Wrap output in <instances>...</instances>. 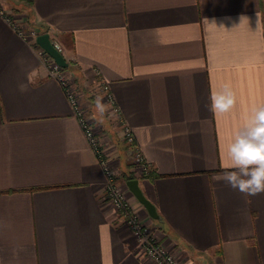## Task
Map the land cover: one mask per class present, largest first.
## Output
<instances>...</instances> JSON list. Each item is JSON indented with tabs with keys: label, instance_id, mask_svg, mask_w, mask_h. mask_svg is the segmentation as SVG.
<instances>
[{
	"label": "crops",
	"instance_id": "crops-1",
	"mask_svg": "<svg viewBox=\"0 0 264 264\" xmlns=\"http://www.w3.org/2000/svg\"><path fill=\"white\" fill-rule=\"evenodd\" d=\"M21 2L0 0V264H155L104 200L103 167L36 39L7 18L58 42L84 106L111 94L151 165L138 180L159 219L129 191L131 205L169 252L264 264V193L218 179L264 104V0ZM226 84L236 103L214 113L210 95Z\"/></svg>",
	"mask_w": 264,
	"mask_h": 264
},
{
	"label": "built area",
	"instance_id": "built-area-1",
	"mask_svg": "<svg viewBox=\"0 0 264 264\" xmlns=\"http://www.w3.org/2000/svg\"><path fill=\"white\" fill-rule=\"evenodd\" d=\"M13 28L25 39L35 40L38 36L36 31L29 29L26 26L19 24L16 20L7 18ZM52 44L59 50V44L56 40H51ZM60 51V50H59ZM39 56L42 59L43 65L46 67L49 77L56 79L63 87L75 115L79 119L83 131L95 152L107 178V185L104 195V200L115 208L116 212L123 218L129 231L134 238V251L141 256L147 257L155 264H185L182 252H169L167 248L159 241L156 235L147 228L140 220L138 212H134L131 205L126 199V194L115 180L112 170L111 161L109 160L106 148L97 138L95 131L91 125V119L87 116L86 110L81 106V101L77 92L76 85L69 78L68 73L64 68L58 65L45 50L39 49ZM105 93L108 88L105 84L102 85ZM107 98L112 102L111 94H107ZM124 137L132 147L136 162L141 166L143 173L148 175L151 172V165L146 161L141 151L135 147V140L130 129L124 126ZM127 188V185H126Z\"/></svg>",
	"mask_w": 264,
	"mask_h": 264
},
{
	"label": "clouds",
	"instance_id": "clouds-1",
	"mask_svg": "<svg viewBox=\"0 0 264 264\" xmlns=\"http://www.w3.org/2000/svg\"><path fill=\"white\" fill-rule=\"evenodd\" d=\"M210 110L227 113L236 103V97L229 85L222 90H213L210 95ZM96 111H106L102 98L96 100ZM226 170L218 177L227 186L249 197L264 193V104L253 106L251 115L239 128L227 147Z\"/></svg>",
	"mask_w": 264,
	"mask_h": 264
},
{
	"label": "rangeland",
	"instance_id": "rangeland-1",
	"mask_svg": "<svg viewBox=\"0 0 264 264\" xmlns=\"http://www.w3.org/2000/svg\"><path fill=\"white\" fill-rule=\"evenodd\" d=\"M9 2H12L16 6L23 5V3L18 0H9ZM69 78L73 80L72 76L70 75ZM93 94L94 95L91 98V102L87 103L88 105L85 106L81 103V106H83V109L86 110L87 116L91 119V125L96 133L97 138L107 149L106 152L108 153L109 160L111 161V166L115 176V180L118 182L122 190L125 192L126 199L131 205L129 189L126 188L127 175L133 176L134 179H143L146 178L148 175L147 174L145 175L143 173L141 166L136 162L134 151L132 147L129 146V144L127 143L124 137L125 136L123 132L124 125L122 124L120 118L115 117L114 107L111 101H109L107 96L102 98V100L105 101L106 103L105 105L106 111L104 112L103 115H101L96 111V107H95L97 94L95 93ZM91 110L94 111L97 118H101L99 120H101L103 123L94 122V117L96 116L93 115ZM131 208L134 212H136V210L133 208L132 205ZM137 215H139V213H137Z\"/></svg>",
	"mask_w": 264,
	"mask_h": 264
},
{
	"label": "water",
	"instance_id": "water-1",
	"mask_svg": "<svg viewBox=\"0 0 264 264\" xmlns=\"http://www.w3.org/2000/svg\"><path fill=\"white\" fill-rule=\"evenodd\" d=\"M37 45L46 51V53L54 59V61L62 68H68L69 64L62 55V53L52 44L49 33L40 34L36 37ZM127 188L133 194V196L144 206L148 214L153 219H159L155 205L146 198L143 194L138 179H130L126 182Z\"/></svg>",
	"mask_w": 264,
	"mask_h": 264
},
{
	"label": "trees",
	"instance_id": "trees-1",
	"mask_svg": "<svg viewBox=\"0 0 264 264\" xmlns=\"http://www.w3.org/2000/svg\"><path fill=\"white\" fill-rule=\"evenodd\" d=\"M20 1H25L26 3L32 5V0H20ZM64 69L66 70L67 68H64ZM150 176H152V171L148 174L147 177H150ZM126 178H127V180L134 179V177L133 176H130V175H127Z\"/></svg>",
	"mask_w": 264,
	"mask_h": 264
}]
</instances>
